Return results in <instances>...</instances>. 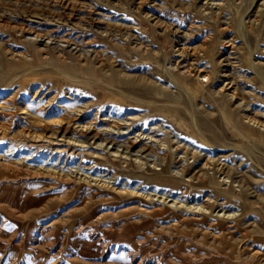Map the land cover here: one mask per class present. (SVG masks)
I'll return each mask as SVG.
<instances>
[{
    "label": "rangeland",
    "instance_id": "374dc122",
    "mask_svg": "<svg viewBox=\"0 0 264 264\" xmlns=\"http://www.w3.org/2000/svg\"><path fill=\"white\" fill-rule=\"evenodd\" d=\"M228 82L231 101L214 94ZM245 114L264 122V0H0V264H264V143L241 130ZM53 117L75 119L64 138L78 145L54 153L11 136ZM119 122L123 140L169 145L172 177L179 156L229 175L235 216L204 214L205 186L95 162L75 126Z\"/></svg>",
    "mask_w": 264,
    "mask_h": 264
},
{
    "label": "bare ground",
    "instance_id": "6f19581e",
    "mask_svg": "<svg viewBox=\"0 0 264 264\" xmlns=\"http://www.w3.org/2000/svg\"><path fill=\"white\" fill-rule=\"evenodd\" d=\"M215 4L216 3H214L213 5H215ZM42 36L43 35L35 34L34 37L36 38V40H37V38H40V40L41 39L47 40L46 42H50V43L53 41V38H49V37L41 38ZM63 39H64L63 40L64 42H67L70 44V41H69L70 39L69 40L67 38H66L67 40L65 38H63ZM71 44L76 45L73 47V49L78 47L76 52L71 51L72 52L71 54L75 55V59H77V60L82 59L83 61H80V64L81 63H87V60L89 59L88 52L79 48V46H77V44H75V43L71 42ZM137 48H139V47H137ZM182 48H180L178 50V54L181 56L182 55L184 56V55H186L187 52L181 51ZM42 50L45 51L46 49H42ZM79 50H80V52H79ZM196 51L197 50L195 48L192 49L193 53ZM77 52H79V53H77ZM85 65H87V64H85ZM175 65H177V64L175 63ZM251 67L253 68V70H256V72L258 71V67H257L256 63H251ZM80 69H82V68H80ZM201 71L198 70L197 73L201 72ZM261 75L262 74L260 73L259 77H260V79H263V77ZM198 76H199V74H198ZM206 76H208V75H206ZM205 80H206L205 78L202 79L203 82ZM173 86H175V85H173ZM231 88H233V90H230ZM167 91L173 92V90L169 89V88L167 89ZM214 94H219L217 96H223L222 98H224V100H228V101H231L233 98H236L235 88L233 87V84H231V82L224 83L223 86H221V88H219L217 91H214ZM23 111L24 110H22V112ZM78 111H79V114H80V112H82V110H78ZM25 112L27 113L28 111L25 110ZM77 115H78V113H77ZM58 116H60V115H58ZM238 116H239L238 117L239 120L237 119V122L239 121L238 123H241V130H243V129L247 130L248 133L251 134V136L257 137L260 140V142L264 143V122L260 121L259 119L255 118V117H252V115L249 116V115L245 114V115H238ZM53 118L50 119L52 121L49 123H47V122L41 123V127H42L41 129L42 130L40 132L32 131L31 129H29L32 126L30 124H29V126H26L28 124L25 121V122H23V124L25 125L26 130H24V129L17 130L13 134H11V136L13 138H19L18 140L26 141L25 143L33 144L37 147L48 146V144L59 145L56 147H53V146L50 147V148L54 149L53 150L54 153L59 152V151L62 152V150H64L63 146H66L67 144L73 143L74 145L75 144L78 145V143H75V141H77V140L73 141V140H70L69 138L68 139L64 138L65 133H66V127H68L70 124H72L73 120H75V119H72V120L70 119L69 121H67V124L65 127H61V126H63L62 125L63 120L62 119L60 120V118H59V120L55 119V118L53 119ZM61 118H63V117H61ZM24 120H26V118ZM234 120H236V118ZM234 120H233V122H234ZM54 124H58L59 127L51 129L50 125L53 126ZM122 124H125V123L119 122V123H117V126H115V127L113 125H111V126L107 125L106 127L102 126L103 128H100V129L98 128L99 131L98 130L94 131L91 124H85V125H81V126L77 125V126H75V128H76V131L78 133H81L82 136L85 138V141L82 143L87 142L88 146L90 145L89 147H91V145L95 144L94 148H96L97 150H100L98 152H92L93 157H95V162L102 163L103 161H107V159H112L116 163H118L120 161H124L126 163H129V166L132 167L131 169H133V170H135V168L138 166L142 167L144 169V175L147 177V180L150 179V181H153V182H158V183L172 182V185H174V186L180 185L181 182H183V183L189 182L190 184H193L194 186H205L206 187V189H205L206 190V197L203 198V203L200 204V207L203 209L202 212L204 214H211L212 212L217 210V212L220 211L224 217L235 216L234 214H232V211H231L232 207L231 208L228 207L229 209H227L224 206V204L227 203V201L230 200L232 197L236 196V197L240 198V192L237 190H235L236 191L235 192L234 186H232L230 184L231 180H230L229 175L225 174L221 179H219L218 177H216V172L211 173V174H207L204 171L206 168L212 170L211 166L206 165L207 162L202 166V168H201L202 170L200 169L196 172H192V170H190L182 162L181 158L183 156H179V159L175 160V164H178L177 165L178 168L176 171V174L178 176L172 177L171 174L169 173V164L167 163V160L170 158L169 145H164V142L160 141L161 139L160 140L154 139L152 136H150V134H149V136H148V134L147 135L144 134V136L143 135L141 136V133H139V132H137L135 134V136H133V137L130 136L129 139L127 138V139L123 140V137L119 136V135L124 134V133H129V132H127L128 130H123V129L121 130L122 127L120 128L119 125H122ZM126 124H128V123H126ZM195 125H197V124H195ZM73 127H74V125H73ZM1 128H2V125H0V129ZM196 128H198V127H196ZM238 129H239V127H238ZM4 133H5V130H3V131L1 130L0 136H3ZM59 133H62L61 139H59ZM199 134L202 137L200 132H199ZM71 136H72V134H71ZM142 138H146L148 141L147 142H141ZM108 142H109V144L110 143H115V144L118 143V145H122V147L125 150H122L123 148H121L119 150L118 145L116 146L115 149H110V148L106 149V148H104V146H101L103 143H104V145H106V143H108ZM149 143H150V145H149ZM60 148H62V149H60ZM242 148L244 149L245 152L249 149V147L247 148L245 146ZM135 149H137V153L138 152H140V154L143 152L144 153L146 152V153L143 154L144 156H142V157H140V155H134V154L132 155L131 151L135 150ZM221 151H223V149ZM53 152H52V154H53ZM86 152H87V150H86ZM135 152H136V150H135ZM79 153H80V151H79ZM147 154H151V155L155 154V156H157V158L159 159V164L164 163L163 166H158L159 164L157 165V163H153V162L149 163L148 160H146ZM61 155H63V154H61ZM93 164H95V163H93ZM84 167H86V166H84ZM87 169H90V168H87ZM218 171H220V169L217 168V172ZM112 177H114L113 174L108 178L110 179ZM162 193L164 194V192H162ZM165 196H167V195H165ZM162 197L164 198L163 195H162ZM178 199H180V198H178ZM239 202H240V200H239ZM241 203L242 202H240V205H238L240 210L245 208V206ZM226 212H229V213L225 214ZM242 213H243V210L239 214L238 213L237 214L242 215ZM235 214H236V212H235ZM226 219H228V218H226Z\"/></svg>",
    "mask_w": 264,
    "mask_h": 264
}]
</instances>
